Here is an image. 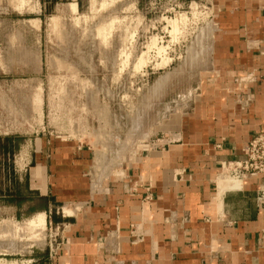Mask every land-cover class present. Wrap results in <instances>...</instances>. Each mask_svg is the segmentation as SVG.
<instances>
[{
  "label": "crops",
  "instance_id": "obj_1",
  "mask_svg": "<svg viewBox=\"0 0 264 264\" xmlns=\"http://www.w3.org/2000/svg\"><path fill=\"white\" fill-rule=\"evenodd\" d=\"M218 1L216 86L163 147L98 180L81 142L0 134V200L23 201L26 221L44 214L62 244L27 264H264V176L218 185L221 164L264 128V0Z\"/></svg>",
  "mask_w": 264,
  "mask_h": 264
},
{
  "label": "rangeland",
  "instance_id": "obj_2",
  "mask_svg": "<svg viewBox=\"0 0 264 264\" xmlns=\"http://www.w3.org/2000/svg\"><path fill=\"white\" fill-rule=\"evenodd\" d=\"M219 5L0 0V134L81 142L98 180L127 156L163 147L201 90L216 86ZM18 204L0 200V258L27 264L55 250L58 236L46 225L40 240L22 238L17 225L29 220ZM10 243L16 250L4 249Z\"/></svg>",
  "mask_w": 264,
  "mask_h": 264
},
{
  "label": "built area",
  "instance_id": "obj_3",
  "mask_svg": "<svg viewBox=\"0 0 264 264\" xmlns=\"http://www.w3.org/2000/svg\"><path fill=\"white\" fill-rule=\"evenodd\" d=\"M264 176V128L256 134L243 149V158L240 160L225 161L221 164L220 178L224 181H238L240 187L226 188L230 191L242 189V183L247 179ZM257 203L262 208L264 206V187L257 194ZM61 242H56V249L49 250L50 258H53Z\"/></svg>",
  "mask_w": 264,
  "mask_h": 264
},
{
  "label": "bare ground",
  "instance_id": "obj_4",
  "mask_svg": "<svg viewBox=\"0 0 264 264\" xmlns=\"http://www.w3.org/2000/svg\"><path fill=\"white\" fill-rule=\"evenodd\" d=\"M102 31V30H101ZM211 47V46H210ZM207 61V60H206ZM205 62V61H204ZM166 78V77H165ZM168 78V77H167ZM166 78V79H167ZM164 79V80H166ZM162 84V82H161ZM39 98V97H38ZM37 98V99H38ZM38 101V100H37ZM39 102V101H38ZM221 181H223V184L220 185L219 187L220 188H223L226 190V188H235V187H240V182L238 181H224V180H220L219 182L221 183ZM224 190V191H225ZM15 226V225H14ZM17 230H22V233L23 231L26 233V234H22V238H24L26 235L30 238V239H41L43 238L44 236V230L46 229V218H45V215L44 214H39L37 215L34 219H31L29 220L26 224L24 225H17ZM13 232V231H12ZM21 233V232H19ZM21 236V235H20ZM26 236V237H27ZM21 238V237H20ZM15 241V239H14ZM17 241V240H16ZM15 242H13L14 244ZM11 244V243H10ZM8 245L10 246L9 248L6 246L4 247V249L6 248L7 250H16L15 249V244L13 245ZM13 245V246H12ZM17 246V245H16ZM10 252V251H9ZM8 252V253H9ZM4 253V252H3ZM24 263V262H23ZM0 264H22L21 262L19 261H16V260H12V261H8L6 259H2L0 258Z\"/></svg>",
  "mask_w": 264,
  "mask_h": 264
}]
</instances>
